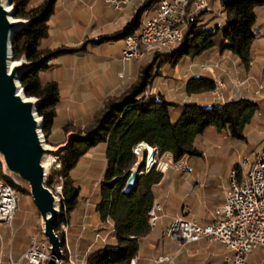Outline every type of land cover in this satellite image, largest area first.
<instances>
[{"label": "trees", "instance_id": "1", "mask_svg": "<svg viewBox=\"0 0 264 264\" xmlns=\"http://www.w3.org/2000/svg\"><path fill=\"white\" fill-rule=\"evenodd\" d=\"M157 1H139L121 29L100 35L95 41L132 34L139 26L140 14ZM11 2L14 3V15L29 18L25 26L13 33L11 53L12 57L24 54L26 59L32 60V64L20 74L19 82L26 95L41 98L36 107L37 113L42 116L41 130L45 135L54 121L65 131L75 129L78 124L66 118L55 119L57 82L42 75V70L51 65L49 59L64 50L39 43V38L47 33V19L56 9L55 0ZM184 10L185 24L171 50L154 52L141 64L134 80L117 93L107 94L91 119L77 128V135L72 136L58 152L59 166L53 167L45 176L46 185H49L53 173L61 176L57 223L63 218V213L68 215L73 207L80 204L81 184L93 180L87 210L94 212L99 221L107 220L109 225L105 229L107 237L104 243L100 240L91 242L97 234L93 235V231L98 229L90 223H85L81 230L77 223L69 226L73 236L80 230L77 234L79 241L90 242L82 255V264H129V258L136 255L140 244L157 224L148 223L147 210L156 197L157 186L167 182L162 171L152 166L144 170L141 166L133 186L127 191L122 190L135 161L133 147L136 143L144 141L155 146L159 152L167 150L173 160L186 155L188 161L192 156L202 155L197 141L208 126L223 129L226 135L246 141V127L255 123V113L260 112L261 115L263 112L260 99L249 95H238L223 101L211 97L209 90L215 86V81L206 70L184 77L183 91L191 95L187 100L167 98L159 89L144 92L151 74L149 70L154 64L160 63V68L171 71L173 65L185 58L223 50L235 56L238 62L247 64L254 39L264 24L261 21L264 0H209L204 7L195 9L192 0H188ZM82 45L73 49L80 50ZM257 54L264 61V46ZM0 179L6 180L1 172ZM210 184L214 183L207 181L206 186ZM164 209L174 212L177 208L165 204ZM166 223L160 233H163ZM11 239L12 246H18L19 250L27 244L26 239ZM10 252L11 257L16 258L17 255H13L12 250ZM62 263L67 264L64 259Z\"/></svg>", "mask_w": 264, "mask_h": 264}, {"label": "rangeland", "instance_id": "2", "mask_svg": "<svg viewBox=\"0 0 264 264\" xmlns=\"http://www.w3.org/2000/svg\"><path fill=\"white\" fill-rule=\"evenodd\" d=\"M30 1L33 2L35 0ZM204 1V4L200 5V0H192L193 8H202L209 0ZM125 4H123L122 7ZM55 5L56 9H54L53 13L47 19V33L45 36L39 38V43L40 45L51 48L61 47L64 48V50L58 51L49 59L51 65L42 70V75L43 78H52L57 82L58 101L55 105V119L59 120L66 118L72 123L78 124V127L75 129H69L76 132L77 128L82 127L84 123L91 119L92 114L100 107L102 99L107 94L117 93L122 87L136 78L141 64H144L154 52L146 51L147 53L144 52L142 55H139V57H130L121 61L119 56H117L120 41L119 38L101 41L87 40V38L92 36L93 29L97 26L94 20L92 21L89 18L91 9L87 7V4L75 2V0H61L55 3ZM73 5H77L78 9H73ZM107 8L110 9L109 6H107ZM185 14L186 13H184V16ZM13 16L23 17L14 14ZM263 17L264 11L261 21H263ZM80 44H83V47L80 50L73 49V47L79 46ZM83 48L85 49L84 51H82ZM249 59L248 61L250 62H247V64L242 63L243 66H245L243 70L237 67L236 62L238 60L235 56L229 58V63L224 64L222 67H219L218 63L212 59L194 60L186 70L208 71L215 81V88L213 87L209 90V94L215 99L223 101L238 96L240 93L241 95L251 94L253 96H262L264 99V63L262 64L260 61L256 63L257 58H255L254 55H251ZM159 64H154V66L150 68L149 72L151 74L148 76L144 91L147 92L150 89H157L159 87L162 90L161 92H163L167 98L178 101H184L191 98V95L186 94L180 86L175 87V89L169 88L167 80L172 79L170 76L171 71H166L160 68ZM116 67L119 68V71L115 72ZM119 72L121 73L119 74ZM262 109L264 112V107ZM263 112L262 114H264ZM259 114L260 112L255 113V117L256 120L258 119L261 121V118L264 117V115L262 116V114ZM55 122L57 121H54L51 129L45 135L43 133L45 141L54 145L63 142L66 132L69 131L59 128ZM262 125L263 128L254 125V122L249 124L244 132L246 141L226 135L223 129L216 130L214 127L208 126L197 141L198 147L202 149V155L192 156L188 160V163L191 164L193 162L190 161H194L195 164H201L207 159L211 160L210 162L213 163L218 162L221 166L218 168L220 170L212 171L211 165L208 167L207 173L208 175H215L214 177L217 179L223 174L220 179L221 181H226L230 169L229 167L234 165L237 160L241 158L243 153L249 155L257 148H264V121ZM139 143L147 144L144 141H140ZM139 143H136L133 147L136 157L131 168H135L138 162L142 160L141 166L144 167V170L152 166L153 168L162 171L167 182L172 180V178H170V173L172 177H175L173 173H180L184 178L187 176L190 185L194 184V182L190 181L191 177H189V170L184 164L185 161H187L186 155H182L179 159L173 160L167 150L159 152L156 147L153 148V145L150 144L148 145L152 148L151 155L145 150L144 153H142L143 149L139 153V146L136 151V146ZM248 150H250V152H248ZM241 168L245 169L246 167L241 166ZM51 169L52 167L49 165L46 175ZM138 172L140 173L141 169H139ZM211 178L212 177L209 176V180H211ZM60 181L61 176L53 173V177L47 186L55 192L57 189L56 184H61ZM175 181L179 182L180 180L177 179ZM164 184H166V182H162L158 185L159 191V187ZM92 187L93 180H86L85 183L81 184L79 190L80 204L73 207L71 211L78 214L75 221L71 218L72 213L71 216L70 213L68 215L67 213H63V218L59 220L58 223L56 221L57 224L54 229L58 237L60 235V248L63 253L62 257H60V264L63 259L67 264H74L71 262V259L77 264H82V255L90 242L87 243V240L79 241V235L77 234H80L82 228L84 229L85 223H90L92 227H96L98 229L97 231L101 234L105 232L107 225H109L107 220L101 222L99 220L91 219L90 213L93 212L87 210V206H89L91 202L90 194ZM165 188H167L166 185ZM13 190L16 194V203L10 225L3 222L5 226H0V260H2L3 257L5 259L7 257L5 254L6 244H4V242L6 243L7 238H13V240H27L25 248L20 251L16 258L7 254L12 260H16L14 264H54L55 257L51 254V256L38 263L30 262L26 258L18 259L19 255L30 245L32 235L34 236L35 243L42 242L41 248L43 251L46 253L49 251L47 248V240L38 227V212L30 195L16 187H13ZM161 191L164 194L166 192V194L164 197L160 198V196H163L161 195V192L156 193L155 199L159 201L161 207L156 211L157 216L154 223L158 221L160 214L162 215L165 212L163 203H169L170 197L172 196L171 192L168 190ZM57 195H59L61 201V190H57ZM161 199H163V203ZM171 218L172 217L169 219ZM75 223H77V225L79 224L80 230L73 236L72 231L69 230V226L74 225ZM94 233L95 230L93 231V235ZM93 235L90 237L91 239L93 238ZM96 235L94 240H97ZM177 239L181 240L180 238ZM3 252L5 256L3 255ZM247 255V264H256L261 258L259 249H254ZM166 257L165 254L161 253L159 254L158 260H165ZM132 258H134V256ZM8 261L9 260L7 259V264H10V261L9 263Z\"/></svg>", "mask_w": 264, "mask_h": 264}, {"label": "built area", "instance_id": "3", "mask_svg": "<svg viewBox=\"0 0 264 264\" xmlns=\"http://www.w3.org/2000/svg\"><path fill=\"white\" fill-rule=\"evenodd\" d=\"M112 7L120 8L121 0H106ZM187 0H164L151 7L149 14H140L138 28L127 37H123V45L119 50V59L124 61L130 57H138V45L152 35H161V43L157 49L148 52H160L168 44L176 42L181 36V29H173V22L179 15V6ZM200 0V5L204 4ZM121 72H119L120 74ZM215 88V87H214ZM146 92V91H144ZM155 148V146H153ZM57 154H52L50 166L58 167ZM247 156L242 154L236 164L230 167L227 179L223 185L225 193L221 202L209 211V217L200 221L195 216L184 217L174 215L164 226V233L172 238H180L182 241H193L201 237L219 241L228 252L227 259L231 264H239V251L241 248H249V252L259 249L264 258V154L263 159H257L254 172H245L241 166H245ZM61 189V184H56ZM56 189V190H57ZM56 190L54 193H56ZM11 193L0 186V216L1 222L10 225L13 211H10ZM158 200H154L148 208V223H154L157 210L160 209ZM98 233V241L105 240L107 232ZM31 236L30 245L23 251L18 259L26 258L33 262L37 260L42 250V242H34ZM97 240H91L95 242ZM39 245V246H38ZM137 256L129 258V264H133ZM10 264L16 260L9 258ZM60 257H55L54 264H60ZM71 262H74L71 259ZM74 264H77L74 262Z\"/></svg>", "mask_w": 264, "mask_h": 264}, {"label": "crops", "instance_id": "4", "mask_svg": "<svg viewBox=\"0 0 264 264\" xmlns=\"http://www.w3.org/2000/svg\"><path fill=\"white\" fill-rule=\"evenodd\" d=\"M58 1L61 0H55V3H57ZM75 2L87 4V7L91 9L89 18L92 21L94 20V22L97 24L95 29H93L94 33L92 32V36L90 38H87V40L90 41H95V38H97L100 35H107L121 29L139 3V1L137 0H129V2L125 4L123 7L114 8L106 0H75ZM107 6H109L110 9H108ZM73 9L77 10L78 9L77 5H73ZM145 11L146 14H149L151 8L150 9L148 8ZM262 19L264 21V17ZM116 38L120 39L118 46V53H117V56H119V50L123 45V37H113L108 40H114ZM263 46H264V25L260 27V34L254 39V44L252 47L251 55H254V57L257 58L256 63H258L259 61L262 64L264 63V61L261 59V56L259 54L256 55V52L259 50V48ZM84 50L85 49L83 48L82 51ZM231 57L232 56L227 51L223 50L217 52L216 51L209 52L207 55H203V56L199 55V56L185 58L183 61L175 64L172 67L171 75H170L172 79L167 80V85L169 86L170 89L173 88L175 89V87L180 86V88L183 90L182 84L184 77L187 76L188 74H194L200 71V70H195V71L186 70L187 68H189V65L193 63L194 60L212 59L218 63L219 67H222L224 66V64L229 63V58ZM236 63H237V67H239L242 70L244 69L245 66H243L242 63L238 61ZM116 71H119L118 67L115 68V72ZM263 76H264V72H263ZM157 89L162 91L159 87ZM249 96L252 98L260 99L261 105L264 107V99L262 98V96H256V95L253 96L251 94ZM263 115L264 114H262V116ZM259 121L260 120L257 119L254 125L263 128L262 124L264 121V117L261 118L260 123ZM257 149H255V151ZM210 161L211 160L207 159L204 160L201 164H197V163L195 164L194 161H191L193 163L190 164L188 163V161H185L184 164L189 170L188 171L189 177H191L190 181L194 182V184L192 185L188 183L187 176L186 178H184V176H182L180 173L179 174L173 173L175 177H172L170 173V178H172V180H169V182H166V184L160 186L159 187L160 191L158 190V186H157L156 190L157 192H161V195H163L162 197H164L166 192L164 194L161 190L164 191L168 190L171 192L172 195L170 197L169 203L164 202L165 199L163 198L164 199L163 205L169 204L177 209H174V212L167 211L164 209L165 212L164 214H162L163 216L160 214L159 219L157 221L156 224L157 227H155L156 225L153 226L152 231L149 233V237L146 238V240L140 244L139 249L136 252L137 258L133 264H231V262L227 259L228 252L225 250L224 246L217 240L201 237L197 240L183 242L182 240H179L177 238H172L166 235L164 231L163 233H160V229L162 225L166 223L170 217L180 214L184 217L195 216L200 221H205L209 217V211L211 210V208H213L215 205L221 202L223 195L225 193V189L223 187L225 181H221L220 179L222 178L221 175L223 174H221L220 178L217 179L214 177L215 175H208L207 173L209 166L212 165L211 166L212 171L220 170L218 168H220L221 166L220 163L218 162L213 163ZM209 176L212 177L211 180H209ZM176 178L179 179L180 181L179 182L175 181L177 180ZM207 181L212 182L214 184H210L206 186ZM165 185L167 186V188H165ZM69 213L70 216L72 213L71 218L75 221L78 217V214L74 212H69ZM90 215L92 220H98L94 212L90 213ZM3 225H4L3 222H0V226L3 227ZM11 240H12L11 238H7L6 243L4 242V244H6L5 254L7 257L6 259L3 257L2 260H0V264L2 263L7 264L6 262L7 259L9 260V258H11L9 257L11 256L10 255L11 250L13 255L15 254L18 255L21 251V249L19 250L18 246L16 245L12 246ZM161 253L167 256L165 260L162 261L158 260L159 254ZM5 254L3 252L4 256ZM247 254L245 256V264H247L246 263V257L248 256ZM260 257H261L260 260L256 264H264V258L262 257V254Z\"/></svg>", "mask_w": 264, "mask_h": 264}, {"label": "water", "instance_id": "5", "mask_svg": "<svg viewBox=\"0 0 264 264\" xmlns=\"http://www.w3.org/2000/svg\"><path fill=\"white\" fill-rule=\"evenodd\" d=\"M10 1L0 0V172L14 187L30 195L49 253L62 257L60 238L54 229L60 197L44 180L50 155L60 152L77 133L67 131L63 142L55 145L45 141L42 116L36 111L41 98L26 95L19 82L20 74L32 60H27L24 54L13 58L11 53L13 33L25 26L29 18L14 17V3ZM141 163L142 160L130 169L123 191L133 186Z\"/></svg>", "mask_w": 264, "mask_h": 264}, {"label": "bare ground", "instance_id": "6", "mask_svg": "<svg viewBox=\"0 0 264 264\" xmlns=\"http://www.w3.org/2000/svg\"><path fill=\"white\" fill-rule=\"evenodd\" d=\"M128 1L129 0H121L120 1V8L122 7L123 4L128 3ZM162 1H164V0H158L156 2V4L158 2H162ZM187 1L181 2V5L179 6V15H178L177 19H175V21L173 22V29H182V27L184 25V17H185L184 16V13H185L184 6L187 3ZM155 5L153 7H155ZM198 8H200V7H198ZM143 14H146V11H144ZM160 43H161V35H152V36L148 37L146 40H142L138 45V57H139V55H142V53H144L146 51L148 52L150 49H157V47L160 45ZM174 43L168 44L165 48L161 49V51L171 50ZM137 147L139 149L138 150L139 153L141 152L142 149L147 151V153L149 155H151V153H152V148L147 144H143V143L137 144L136 151H137ZM263 154H264V148H259L256 151L254 150V156H251V157L247 156L246 162H245V167H246L245 172H254L256 170V166H257V159H263ZM0 186L4 187L8 193H11V201L12 202L10 203V211H14L15 203H16V194L13 190V187L11 186L10 182L8 183L2 179H0ZM57 190H61V189H57ZM57 190H56V194H57ZM0 221H1V216H0ZM96 239L98 240V234L96 235ZM100 241L102 243H104L105 240H100ZM247 253H249V248H241V250L239 251V264L245 263V256ZM49 256H51L49 252H47V253L46 252H39L38 256H37V260H34L33 263L41 262L42 260H44L45 258H47ZM53 257H55V256H53Z\"/></svg>", "mask_w": 264, "mask_h": 264}]
</instances>
